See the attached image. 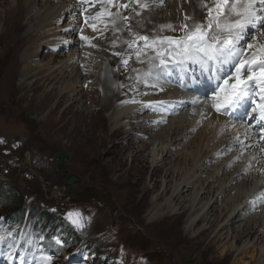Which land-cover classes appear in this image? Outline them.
<instances>
[{
    "label": "bare ground",
    "instance_id": "bare-ground-1",
    "mask_svg": "<svg viewBox=\"0 0 264 264\" xmlns=\"http://www.w3.org/2000/svg\"><path fill=\"white\" fill-rule=\"evenodd\" d=\"M200 3L201 0H152L153 7L148 5L142 16L132 17L133 33L155 35L154 30L159 26L182 22L186 15L201 20ZM102 9L96 0H0V55L17 45L14 35L20 31L21 22H26L23 30L28 32L26 43L17 48L18 60L6 68L9 74L4 78V91L10 93L13 73L18 68L19 82L32 93L23 95V99L45 108L56 97L64 98V94H69L68 100L73 104L83 103L85 95L93 93L95 88L102 89L103 95L87 100L90 107L98 100L102 106L100 111H81L83 119L80 120L86 124L80 127L89 135H96L104 132L100 119L105 121L107 117L111 137L121 131H126L127 138L133 142L137 141L138 134L149 137L137 148L136 156L152 147L149 156L156 166L155 176L160 177L170 166L163 177V184L169 180L167 186L161 195L152 199L146 219L153 224L181 210L187 211V232L205 225L197 234L202 244L207 245L200 254L201 260L212 243H224L226 252L233 244L231 264H264V204L255 200L261 205L252 206V200L264 193V162L258 151L249 148L242 155L244 150L232 145L234 132L227 129L226 119L207 115L205 108L183 112L168 125L156 126L140 104L121 102L120 93L113 85L118 76L112 72L118 57L112 53L125 50L127 33L117 34L116 28L122 29L124 22L115 26L110 22L113 17L103 16V21L109 20L107 23L93 21L92 17ZM86 16L88 23L84 24L82 20ZM92 23H96V31L89 26ZM81 35L89 39L83 40ZM43 44L52 47V52L39 59ZM155 64L154 59L140 55L136 63L140 71L134 77H143V84L139 83L140 91L131 99L141 100L148 94L167 90L163 76L153 67ZM144 69H149V73L144 74ZM84 89L86 92L82 93ZM40 92L42 96L38 95ZM72 105L67 110L74 112ZM51 121L56 124V118ZM46 124L49 126L47 121ZM105 143L103 138L99 146ZM173 158L175 161H167ZM209 233L214 238L208 244L205 238Z\"/></svg>",
    "mask_w": 264,
    "mask_h": 264
},
{
    "label": "rangeland",
    "instance_id": "rangeland-1",
    "mask_svg": "<svg viewBox=\"0 0 264 264\" xmlns=\"http://www.w3.org/2000/svg\"><path fill=\"white\" fill-rule=\"evenodd\" d=\"M125 3L128 7L122 16L129 18L126 25L127 33H130L132 17L137 16L138 12L135 1L127 0ZM82 21L84 23V20ZM25 23H20L21 29L14 35L17 45L0 55V139L5 141L4 144L0 143V194L6 191L15 193L10 200H14L13 202L0 205V216L27 207L33 208L30 218L37 214L47 223H55V216L59 218L69 212H83L89 215L92 223L87 226L85 241L69 244L71 252L82 245L81 251H76L82 259V264H108L119 258L123 264H231L230 252L234 250L233 244L226 252L224 243H212L204 260L200 259V254L207 249V245L202 244L201 237L197 234L205 225H199L190 233L187 232V211L181 210L153 224L146 219L152 199L161 195L167 186L169 180L163 184V177L170 166L160 177L155 176L156 166L152 165L149 156L152 147L136 156L137 148L147 142L149 137L138 134L137 141L133 142L127 138L126 131L111 137L107 117L105 121L100 119L103 128L105 126L104 132H98L96 135H89L84 127H80L86 124L80 120L83 119L79 114L81 111H100L102 106L98 100L94 107H90L87 100L89 97L96 100L98 96L103 95L102 89L95 88L93 93L84 96L83 103L77 104L68 100L69 94H64L65 99L58 96L45 108L39 103L30 104L27 99H23V95L32 93L19 82L18 68L13 73L11 91L6 94L3 82L9 74L8 66L18 60L17 48L26 43L24 40L28 36V32L23 30ZM157 30L160 31L158 36H165L161 34L162 31L165 34L174 32L173 36L177 37L183 35L163 26H159ZM128 39L134 41L136 37L129 35ZM50 48L52 47L43 44L39 48V59L51 53ZM133 51V55L125 59L128 60L127 65L121 64L119 71L117 65L121 63L122 57L116 59L112 65V72L118 76L113 85L118 90L123 87L125 95H133L135 92L130 87L134 80L127 78V75L134 73L137 50ZM55 58L58 60V57ZM81 67L83 68V64ZM85 92L84 89L82 93ZM42 93L38 95L42 96ZM119 99L124 101V98ZM60 101L64 102L59 104ZM70 105L74 107V112L67 110ZM52 109L56 110L54 114L49 115ZM51 118H56V124ZM103 138L106 143L99 146ZM13 146L16 149H13ZM6 150H10L11 154H4ZM62 153L66 154L68 159L64 161L62 169H57V156ZM62 172H65V175L59 178ZM72 175L80 180L68 186L67 180ZM91 188H96L105 196L110 194L109 202L102 198L99 203L91 195H85V189ZM6 196L9 198L7 194ZM16 201L18 204H13ZM52 208L60 215L51 214L46 210ZM75 237L79 238L80 233H76ZM213 238L214 235L209 233L205 238L206 243H211ZM94 249H97L96 253L101 256L102 263L98 257L93 259ZM244 260L249 261V258Z\"/></svg>",
    "mask_w": 264,
    "mask_h": 264
},
{
    "label": "snow or ice",
    "instance_id": "snow-or-ice-1",
    "mask_svg": "<svg viewBox=\"0 0 264 264\" xmlns=\"http://www.w3.org/2000/svg\"><path fill=\"white\" fill-rule=\"evenodd\" d=\"M96 2L105 7L97 11L96 16L92 17L93 21L103 22L105 15L124 21L129 19L127 16L121 17L119 12L108 10L106 5L115 7V0ZM147 6L140 5L141 8ZM200 6L206 12L205 21L194 22L191 26L181 23L179 30L183 35L150 37L138 34L129 47L143 41L144 49L154 52L155 58L165 69L170 66L178 69H183L185 65L199 66L209 74V80L216 82L212 90L211 107L217 113L230 112L237 107L246 108L253 114L251 118L261 123V130L264 131V43L258 39L264 36V0H201ZM119 7L127 8L128 4H120ZM188 19L191 17L186 15L185 20ZM110 22L115 25L116 19ZM84 23H88L87 16ZM89 26L93 31L97 30L96 23ZM164 27L176 30L171 24ZM81 39L89 38L81 35ZM136 55L139 59V49ZM123 62L127 65L128 60ZM79 215L69 212L68 218L77 224L73 216ZM2 240L3 237H0ZM56 243L62 242L57 239ZM9 259L13 257L9 256ZM67 259L68 264H73L77 258L72 255ZM51 261L52 257L46 256L42 258L41 264H51Z\"/></svg>",
    "mask_w": 264,
    "mask_h": 264
},
{
    "label": "water",
    "instance_id": "water-1",
    "mask_svg": "<svg viewBox=\"0 0 264 264\" xmlns=\"http://www.w3.org/2000/svg\"><path fill=\"white\" fill-rule=\"evenodd\" d=\"M58 162H57V168L61 169L63 167L64 161L68 159V156L66 154H59L57 156ZM65 175V172H62L59 176V178L63 177ZM79 178L77 176H70L67 180V185H72L79 182ZM86 192H89L93 198H95L97 201L102 202V198L109 202V196L110 194H107V196L101 194L96 188L85 189Z\"/></svg>",
    "mask_w": 264,
    "mask_h": 264
},
{
    "label": "trees",
    "instance_id": "trees-1",
    "mask_svg": "<svg viewBox=\"0 0 264 264\" xmlns=\"http://www.w3.org/2000/svg\"><path fill=\"white\" fill-rule=\"evenodd\" d=\"M6 194L9 196V198L6 196ZM0 195H3L2 196V198H1V200L2 201H10V200H12L13 199V197H14V195H15V193L13 192V191H11L10 193H8L7 191L5 192V193H1ZM14 201V200H13ZM14 204H18V202L16 201V202H14Z\"/></svg>",
    "mask_w": 264,
    "mask_h": 264
}]
</instances>
